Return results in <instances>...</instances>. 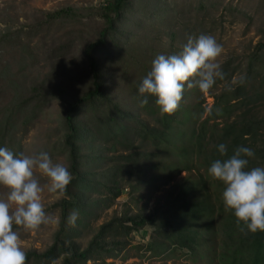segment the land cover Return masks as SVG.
Here are the masks:
<instances>
[{
    "label": "trees",
    "instance_id": "1",
    "mask_svg": "<svg viewBox=\"0 0 264 264\" xmlns=\"http://www.w3.org/2000/svg\"><path fill=\"white\" fill-rule=\"evenodd\" d=\"M147 1L108 0L97 8L69 6L41 11L30 24L15 29L6 9L0 11V24L6 25L0 29V47L19 45L30 62L36 50L43 49V58L50 63L48 74L30 80L24 74L14 79L7 70H0V78L6 77L11 92L9 101L0 105V146L18 153L14 149L17 131L32 125L51 102L61 101L59 142L73 177L56 204L61 219L53 244L42 253L27 252L25 264H54L58 260L61 264H116L114 260L129 245L132 234L141 235L146 228L168 241L171 251H185L189 258L208 250L205 244L213 242L222 247L218 253L220 264H264V232L241 231L235 217L224 209L222 183L217 181L220 188L213 193L202 173L197 181L188 176L183 183H177L151 214L125 211L101 224L85 248L77 241L95 212L115 201L126 184L132 180L138 185L143 182L149 162L157 169L154 179L165 176L172 181L173 175H190L198 165L207 174L210 164L221 158L216 146L224 143L228 155L238 146L251 148L255 156L249 159L250 168L264 165V145H260L264 119L254 112L264 101V89L247 88L251 74L264 59V39L249 55L245 85L225 87L214 95L207 118L203 119L205 99L194 104L195 108L184 105L188 96L204 94L195 86L185 87L177 110L162 116L154 97L141 105L137 95L152 60L164 53L156 43L143 42L140 47V41L134 44L131 40L134 15L148 14L143 3L153 0ZM202 1L199 7L204 10ZM38 36L40 47L34 43ZM169 36L175 40L176 34L172 31ZM50 38L53 45L47 42ZM180 51L171 47L167 53ZM224 65L228 67L229 62ZM222 72L224 78L217 79L208 91L230 76L226 68ZM2 93L0 88V96ZM147 111L154 115L157 125L143 117ZM236 111L241 113L229 123ZM220 118L230 120L221 128L215 122L210 124ZM184 121L191 123L188 131L180 128ZM148 145L154 150L147 151ZM98 195H104L103 199L95 197ZM73 211L78 212V218L68 226L66 218ZM160 247L151 239L147 243L152 253ZM217 252L214 249L213 253Z\"/></svg>",
    "mask_w": 264,
    "mask_h": 264
},
{
    "label": "rangeland",
    "instance_id": "2",
    "mask_svg": "<svg viewBox=\"0 0 264 264\" xmlns=\"http://www.w3.org/2000/svg\"><path fill=\"white\" fill-rule=\"evenodd\" d=\"M107 1L0 0V11L6 9V12L13 19L11 24L15 29L21 24H30L34 16L41 13V11H54L69 6L97 8ZM200 1L202 0H153L149 3L144 2L148 14L152 15L150 17H148V14L143 15V13L142 15L137 13L134 15L131 40L134 44L137 43L136 40L140 41V47L143 42L156 43L157 47L164 51L163 55L167 56V51L171 47L175 50H182L188 36L195 37L203 33L215 38L217 43L222 46V53L217 58V62L221 65L222 71L225 68L227 69L230 76L225 77V82L218 83L212 92L208 91L203 95H191L184 101L185 106L192 108L194 104L205 99L203 104L205 109L203 119H205L211 112L215 101L214 95H219L225 87L236 88L241 84L245 85L241 81L248 75L249 55L255 51V46L264 39V0H203L202 3L206 6L204 10L199 7ZM157 9L160 10V16ZM5 27L6 25L1 22L0 29L2 30ZM172 31L176 34L175 40H172L169 36ZM47 42L51 45L54 44L51 38L47 39ZM34 43L40 47L41 40L39 36L34 38ZM35 53L36 57L33 62H30V59L21 53L19 45H2L0 47V70H7L9 76L14 77V79L15 77H22L23 74L28 80L32 77H43L50 71V63L43 58V49H37ZM227 62H229L228 67L224 65ZM22 67L25 70H22ZM61 72V70L58 71V73ZM4 78H0V88L3 91L0 96V105L8 102L11 98L10 88L7 85L9 81H6V77ZM247 85L248 89L253 86L256 89L261 87L264 89V59L251 74ZM125 103L128 104V102ZM62 112L63 104L61 101L51 102L34 120L32 125L17 131L15 140L18 143L14 145V149L18 153L29 156L47 152L54 163H61L68 167L66 151L63 150L59 142L61 135L58 125ZM254 112L256 116L264 119V101L258 104ZM240 113L241 111H236L231 120L227 119L230 120L229 123ZM142 114L151 125H157L155 117L150 111ZM179 119H183V115H179ZM227 120L226 118H220L216 121L213 119L210 124L215 122L221 128ZM183 124V126H180L182 130L186 129L188 131L191 128V123L185 124L184 121ZM261 139L260 145H264V137H261ZM148 147L147 151L154 150V147H150V145ZM261 167H264V165ZM205 172L204 167L198 165V169L190 175L188 172L173 175L175 178L172 181H168L165 176L154 179L157 169L151 162L147 163L143 182L138 185L136 180H132L131 184L125 185L122 194L115 201L108 206L103 205L95 212L91 224L81 231V237L77 240L78 243L82 248H85L101 224L110 220L113 216L121 215L125 211L151 214L155 206L163 203L165 198L174 191L175 185L183 183L188 176L192 181H197L199 173H202L208 181L210 191L216 193L215 191L220 188V184ZM34 175L42 188L41 203L46 213L51 217V222L41 225L35 231H25L23 228L14 226L19 235V243L25 253L29 251H37L38 253L46 251L54 242L55 233L59 229L61 219V210L56 204L63 196L57 197L56 194L48 192L47 178L40 175L38 170L35 171ZM201 190L199 187L198 191ZM6 197L7 190L0 189V199H6ZM95 197L103 199L104 195ZM14 207V205L11 206V210H14ZM141 233V235L132 234L129 245L114 260L116 264H213V260H215L214 264H220L218 253L222 251V247L215 246V244H212L213 242L205 244V248L208 247V250L201 251L196 257L189 258L185 251H171L168 248L169 242L161 238L160 235L153 233L152 228H146ZM150 239L151 242H159L161 246L156 253H152L147 248ZM222 240L218 235V241L222 243ZM164 248L168 249L164 251ZM213 248L218 249L217 254L213 253ZM54 264H61V260Z\"/></svg>",
    "mask_w": 264,
    "mask_h": 264
},
{
    "label": "clouds",
    "instance_id": "3",
    "mask_svg": "<svg viewBox=\"0 0 264 264\" xmlns=\"http://www.w3.org/2000/svg\"><path fill=\"white\" fill-rule=\"evenodd\" d=\"M221 53L222 46L215 38L202 33L188 36L178 54L157 55L137 88L141 105L154 97L160 114L171 115L179 107L185 87L208 92L217 79L224 78L217 62ZM216 148L221 158L214 160L207 172L223 185L225 211L231 212L241 231L264 232V167L248 166L249 159L255 156L249 147L238 146L231 155L224 143ZM37 170L47 178L49 193L57 197L66 194L73 177L65 165L54 163L47 152L29 156L0 146V189L7 190L6 199H0V264L26 262L14 226L35 231L51 222L41 203L42 188L34 175ZM77 218L78 212L73 211L66 224L73 226Z\"/></svg>",
    "mask_w": 264,
    "mask_h": 264
}]
</instances>
